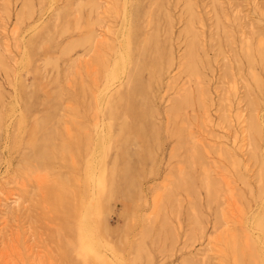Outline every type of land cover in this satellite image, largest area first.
Masks as SVG:
<instances>
[{"label": "rangeland", "instance_id": "obj_1", "mask_svg": "<svg viewBox=\"0 0 264 264\" xmlns=\"http://www.w3.org/2000/svg\"><path fill=\"white\" fill-rule=\"evenodd\" d=\"M0 264H264V0H0Z\"/></svg>", "mask_w": 264, "mask_h": 264}, {"label": "bare ground", "instance_id": "obj_2", "mask_svg": "<svg viewBox=\"0 0 264 264\" xmlns=\"http://www.w3.org/2000/svg\"><path fill=\"white\" fill-rule=\"evenodd\" d=\"M140 128H142V127H140ZM82 224H83L82 228H83V232H84V234H83L84 241L86 243H89L90 245H94L95 241L100 240V236L98 234L99 232H98V229H97L95 222L92 219H90L88 216L84 215L83 220H82ZM95 245H99V244H95Z\"/></svg>", "mask_w": 264, "mask_h": 264}]
</instances>
